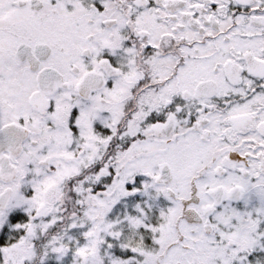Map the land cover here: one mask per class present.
<instances>
[{"label":"snow or ice","instance_id":"6c2138e0","mask_svg":"<svg viewBox=\"0 0 264 264\" xmlns=\"http://www.w3.org/2000/svg\"><path fill=\"white\" fill-rule=\"evenodd\" d=\"M0 264H264V0H0Z\"/></svg>","mask_w":264,"mask_h":264}]
</instances>
